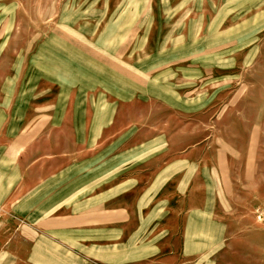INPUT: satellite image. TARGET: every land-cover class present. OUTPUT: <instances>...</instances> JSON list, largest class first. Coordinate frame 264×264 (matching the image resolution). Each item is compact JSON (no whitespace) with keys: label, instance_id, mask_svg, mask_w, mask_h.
I'll list each match as a JSON object with an SVG mask.
<instances>
[{"label":"rangeland","instance_id":"1","mask_svg":"<svg viewBox=\"0 0 264 264\" xmlns=\"http://www.w3.org/2000/svg\"><path fill=\"white\" fill-rule=\"evenodd\" d=\"M182 197L228 226L214 264H264V0H0V251Z\"/></svg>","mask_w":264,"mask_h":264},{"label":"crops","instance_id":"2","mask_svg":"<svg viewBox=\"0 0 264 264\" xmlns=\"http://www.w3.org/2000/svg\"><path fill=\"white\" fill-rule=\"evenodd\" d=\"M177 176L182 178L179 194H189L187 173ZM169 177L176 175L170 173ZM139 191L132 205L143 209L141 200V204L137 202L142 189ZM154 192L156 199V188ZM151 205L149 220L131 217L122 202L99 203L79 215L86 204L61 208L63 218L41 225L49 231L48 236L23 240L28 244L26 264H96L97 259L105 264H214L217 252L225 247L228 226L215 218L211 206L201 201L191 209L182 197L171 205L177 210L176 216L167 213L165 219H158L152 217L157 205ZM8 241L7 236L0 237V243ZM36 242L41 243V249L33 245ZM2 258L7 261L0 264H14L12 252L0 251Z\"/></svg>","mask_w":264,"mask_h":264},{"label":"built area","instance_id":"3","mask_svg":"<svg viewBox=\"0 0 264 264\" xmlns=\"http://www.w3.org/2000/svg\"><path fill=\"white\" fill-rule=\"evenodd\" d=\"M259 220H262V216L259 217Z\"/></svg>","mask_w":264,"mask_h":264}]
</instances>
